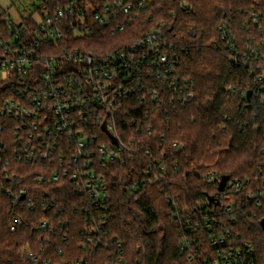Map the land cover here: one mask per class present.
Here are the masks:
<instances>
[{"label": "trees", "instance_id": "16d2710c", "mask_svg": "<svg viewBox=\"0 0 264 264\" xmlns=\"http://www.w3.org/2000/svg\"><path fill=\"white\" fill-rule=\"evenodd\" d=\"M257 7H264V0H149L136 35L167 23L179 46L181 70L194 83V99L169 114L153 113L149 156L101 162L111 196L107 211L94 207L71 178L50 182L47 172L38 182L41 166L7 155L8 173L0 172V184L14 186L15 193L0 187V264H190L181 252L186 222L201 214L208 196L216 199L207 208L221 214L223 230L252 243L257 264H264V204L245 193H223L218 179L207 178L216 171L219 179H250L249 189L264 188V108L253 105L254 99L248 104L239 90L228 91L251 89L252 78L232 66L220 47V26L230 22L243 31ZM9 92L0 77V110ZM1 124L11 122L0 116ZM4 135L0 143L12 151L14 139ZM155 160L164 172L154 170ZM43 221L48 228H39Z\"/></svg>", "mask_w": 264, "mask_h": 264}, {"label": "built area", "instance_id": "2783aa9c", "mask_svg": "<svg viewBox=\"0 0 264 264\" xmlns=\"http://www.w3.org/2000/svg\"><path fill=\"white\" fill-rule=\"evenodd\" d=\"M149 10V0H43L36 13L16 23L0 6V77L10 85L0 116L11 122L0 125V137L14 139L12 151L0 143V172L8 173L4 165L12 153L18 162L41 166L38 182L47 172L50 182L69 177L94 207L108 210L110 189L99 172L101 162L149 156L153 113L169 114L195 97L167 23L136 35ZM242 28L224 22L220 47L232 66L250 74L252 88L228 91L246 98L252 91L248 104L254 99L253 105L264 108V7L254 8ZM152 166L165 170L157 160ZM207 178L221 182L216 171ZM250 183L228 179L223 193H245L264 204V188L249 189ZM0 187L14 197V186ZM208 203L186 222L181 252L190 264H257L252 243L223 230L221 214ZM19 222L16 218L11 230ZM48 226L43 221L39 228Z\"/></svg>", "mask_w": 264, "mask_h": 264}, {"label": "rangeland", "instance_id": "374dc122", "mask_svg": "<svg viewBox=\"0 0 264 264\" xmlns=\"http://www.w3.org/2000/svg\"><path fill=\"white\" fill-rule=\"evenodd\" d=\"M43 0H0V6L8 17L14 22L20 23L22 18L37 12Z\"/></svg>", "mask_w": 264, "mask_h": 264}, {"label": "water", "instance_id": "95a60500", "mask_svg": "<svg viewBox=\"0 0 264 264\" xmlns=\"http://www.w3.org/2000/svg\"><path fill=\"white\" fill-rule=\"evenodd\" d=\"M251 95H252V91H249L247 93V99L248 100H250ZM227 181H228V177L227 176H223L222 179H221V182L219 184V191H221V192L224 191ZM208 200H209V202L212 203V202H215L216 199L213 196H208ZM261 226H262V229L264 231V219L261 220Z\"/></svg>", "mask_w": 264, "mask_h": 264}]
</instances>
